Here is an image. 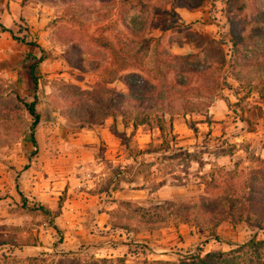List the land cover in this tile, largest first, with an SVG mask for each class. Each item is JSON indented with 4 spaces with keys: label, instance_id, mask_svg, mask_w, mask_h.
Masks as SVG:
<instances>
[{
    "label": "rangeland",
    "instance_id": "1",
    "mask_svg": "<svg viewBox=\"0 0 264 264\" xmlns=\"http://www.w3.org/2000/svg\"><path fill=\"white\" fill-rule=\"evenodd\" d=\"M0 25V264L178 263L264 239V189H247L264 186V39L237 61L228 43L264 26V0H0ZM121 95L176 110L161 132Z\"/></svg>",
    "mask_w": 264,
    "mask_h": 264
},
{
    "label": "trees",
    "instance_id": "2",
    "mask_svg": "<svg viewBox=\"0 0 264 264\" xmlns=\"http://www.w3.org/2000/svg\"><path fill=\"white\" fill-rule=\"evenodd\" d=\"M99 1V0H97ZM1 27V25H0ZM230 40L228 43L231 44L232 47V53L235 55V60L237 61V58L240 59L242 54L238 53L239 46H250L255 42L257 38L264 39V26L260 27H254L249 35L246 34H238L236 32H233L230 36ZM224 43V44H228ZM238 55V56H237ZM244 61L245 59L242 58ZM37 66V62L33 63L29 67L28 76L34 86L36 88L38 86L37 79L35 78V69ZM258 78H264V69L259 71ZM122 103L124 104V107L130 111L135 112L137 115H144L146 120H151L152 115L154 113H161V116L158 118V129L162 132L163 131V124L164 121V115L170 114L171 116L174 115V111L176 110V107L171 101H165V100H158L156 99L153 104L149 103L150 101H139V99H128L126 95H121ZM38 99L35 96L34 102L32 103H26L25 108L27 109L28 113L33 119L32 126H31V142L34 145V147H37V143L35 140L34 132L35 128L38 126L40 122V116L36 111V105H37ZM186 105H181V107H185ZM125 120V119H124ZM125 125L127 124V121H124ZM133 130H137L139 126H144L145 121H133L131 124ZM251 186L257 187L259 186L260 189H264V186L253 183L252 185L248 184L247 189ZM246 188V187H245ZM250 190V189H249ZM248 197H246L247 199ZM250 198V197H249ZM252 204L257 206H263L264 202L259 200L252 199ZM245 205H249L245 203ZM40 210H44L39 208ZM261 208H258L253 211V216L258 218L259 221H264V213L261 212ZM47 213V211H45ZM198 218V217H197ZM39 259L33 258L29 261L31 262H37ZM111 260L103 259L101 262H109ZM120 262V260H118ZM123 262L122 264H126L125 260H121ZM4 264H7V262H4ZM136 264V263H135ZM148 264V263H143ZM152 264H264V239L259 238L258 235H253L252 238L244 244H237L235 249H231L227 252H217L208 254L205 257H202L200 254H192L185 256L183 260H180L178 263H168V262H160L156 261Z\"/></svg>",
    "mask_w": 264,
    "mask_h": 264
},
{
    "label": "crops",
    "instance_id": "3",
    "mask_svg": "<svg viewBox=\"0 0 264 264\" xmlns=\"http://www.w3.org/2000/svg\"><path fill=\"white\" fill-rule=\"evenodd\" d=\"M175 51V50H174ZM177 53L179 54H187V53H192V49L190 46H184L183 48H179L178 50H176ZM114 152H117V150H114Z\"/></svg>",
    "mask_w": 264,
    "mask_h": 264
},
{
    "label": "built area",
    "instance_id": "4",
    "mask_svg": "<svg viewBox=\"0 0 264 264\" xmlns=\"http://www.w3.org/2000/svg\"><path fill=\"white\" fill-rule=\"evenodd\" d=\"M1 74V73H0Z\"/></svg>",
    "mask_w": 264,
    "mask_h": 264
}]
</instances>
